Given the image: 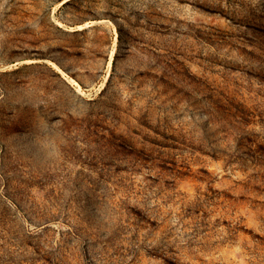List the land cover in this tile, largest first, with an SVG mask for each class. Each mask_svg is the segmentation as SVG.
Wrapping results in <instances>:
<instances>
[{"label": "rangeland", "instance_id": "374dc122", "mask_svg": "<svg viewBox=\"0 0 264 264\" xmlns=\"http://www.w3.org/2000/svg\"><path fill=\"white\" fill-rule=\"evenodd\" d=\"M0 264H264V0H0Z\"/></svg>", "mask_w": 264, "mask_h": 264}]
</instances>
